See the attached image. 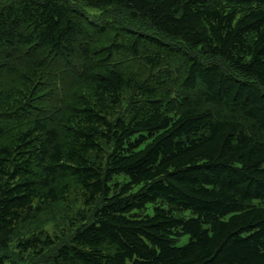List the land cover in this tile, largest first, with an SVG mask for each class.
Listing matches in <instances>:
<instances>
[{
  "label": "trees",
  "instance_id": "1",
  "mask_svg": "<svg viewBox=\"0 0 264 264\" xmlns=\"http://www.w3.org/2000/svg\"><path fill=\"white\" fill-rule=\"evenodd\" d=\"M72 189L20 253L264 264V0H0V264Z\"/></svg>",
  "mask_w": 264,
  "mask_h": 264
},
{
  "label": "rangeland",
  "instance_id": "2",
  "mask_svg": "<svg viewBox=\"0 0 264 264\" xmlns=\"http://www.w3.org/2000/svg\"><path fill=\"white\" fill-rule=\"evenodd\" d=\"M88 11L92 14L99 13L98 10L93 9H88ZM115 181L122 182L124 179L120 176L116 177ZM80 199V191L72 189L65 199L52 204L47 210L35 214L23 226L16 228L6 256L9 259H18L17 261L27 264H51V255L54 250H46L40 256L31 251L23 255L17 249V242L19 239L28 238L32 234H39L40 231L57 237L59 242L67 240L68 236L73 232L71 223L75 221V213L83 208ZM148 211L150 212L151 209L149 208ZM184 242H186V238L181 241V244Z\"/></svg>",
  "mask_w": 264,
  "mask_h": 264
}]
</instances>
